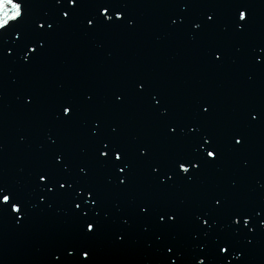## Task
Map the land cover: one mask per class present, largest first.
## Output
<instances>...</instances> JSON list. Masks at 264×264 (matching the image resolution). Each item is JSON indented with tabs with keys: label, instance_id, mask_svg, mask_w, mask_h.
<instances>
[{
	"label": "snow or ice",
	"instance_id": "obj_1",
	"mask_svg": "<svg viewBox=\"0 0 264 264\" xmlns=\"http://www.w3.org/2000/svg\"><path fill=\"white\" fill-rule=\"evenodd\" d=\"M38 4L46 9L39 15L33 12ZM253 5L252 0H166L164 6L171 10L168 29L182 33L191 28L195 40L196 34L217 29L214 18H219L225 9L229 20L224 31L251 34L256 26ZM134 7L131 0H0V68L9 61L21 67L40 63L53 39L68 29L88 38L134 30L137 27ZM203 57L210 65L221 67L225 48L209 44ZM246 61L264 71V41L251 48ZM112 96L113 111L124 109L135 99L157 122L161 137L176 147L160 155L152 140L129 143L122 137L120 125L108 123L106 116L95 115L88 128L90 160L76 165L78 173H73L70 155L56 135L55 139L48 137L51 152L27 185L0 178V221L12 219L17 227H23L38 207L44 210L56 202L74 204L71 214L75 232L51 251L46 264H97V245L104 234L110 231L114 244L123 246L130 237L133 220L144 232L151 231L155 236L148 244L155 247V264H234V261L250 264L257 252V242L264 241V200L232 205L227 193L209 189L202 201L191 208L146 197L136 203V210L129 215L117 203L113 207L122 214L112 219L105 192L108 189L128 192L139 170H144L149 183L158 191L195 185L209 169L221 164L228 150H245L252 131L264 127V105L244 109L231 128H217L211 123L212 101L193 99L185 114L175 115L168 96L144 77L130 79ZM24 100L25 108L39 103L34 92L26 93ZM96 106L93 92H84L82 98L68 95L59 101L53 120L60 128L74 126L84 112H94ZM105 126L110 129L108 134L103 132ZM248 164L244 161L245 167ZM94 168L105 171L103 186L91 179ZM189 216L191 223L186 226ZM221 218L226 222L221 223ZM184 227L191 236L190 255H186L189 245L172 235Z\"/></svg>",
	"mask_w": 264,
	"mask_h": 264
},
{
	"label": "water",
	"instance_id": "obj_2",
	"mask_svg": "<svg viewBox=\"0 0 264 264\" xmlns=\"http://www.w3.org/2000/svg\"><path fill=\"white\" fill-rule=\"evenodd\" d=\"M131 2L135 5L132 11L137 21L134 30L88 38L68 29L53 39L40 63L21 67L9 61L0 68V144L3 145L0 178L27 185L51 152L48 137L55 139L56 135L70 155L73 173H78L76 165L90 160L88 128L95 115L106 116L108 123L120 125L122 137L129 143L152 140L160 155L173 150L176 146L161 137L157 122L135 99L120 111L111 109L112 93L134 77L147 78L164 92L175 115L185 114L193 99L212 101L211 123L217 128H231L244 109L264 105V71L246 61L251 48L264 41V0H252L256 26L251 34L224 31L229 20L225 9L219 18H214L217 29L196 34L195 40L191 28L182 33L168 29L171 10L164 6L166 0ZM45 10L38 4L33 12L39 15ZM213 43L225 48L221 67L210 65L203 57V50ZM28 92L39 97L33 108L23 107ZM84 92L96 94L95 111L84 112L74 126L58 127L53 112L61 98L68 95L82 98ZM103 132L108 134L110 129L105 126ZM244 161L249 162L247 167ZM105 176L103 169L92 170L91 179L101 186L105 184ZM209 189L227 193L232 205L264 200V127L252 131L245 150H228L221 164L209 169L195 185L158 191L149 183L144 170H139L128 192L108 189L105 195L111 218L116 219L122 214L113 207L117 203L129 215L136 210V203L146 197L191 208L202 201ZM72 208L74 204L64 202H56L50 209L38 207L23 227H17L12 219L0 221V264H46L51 251L75 232ZM225 222L221 218V223ZM190 223L191 217H186L185 225ZM172 235L189 245L186 255H190L192 241L187 227ZM154 240L151 231L144 232L133 220L130 237L123 246L114 244L110 231L104 234L97 245V264H155V247L148 246ZM208 243L211 247V238ZM250 264H264V241L257 242V252Z\"/></svg>",
	"mask_w": 264,
	"mask_h": 264
}]
</instances>
